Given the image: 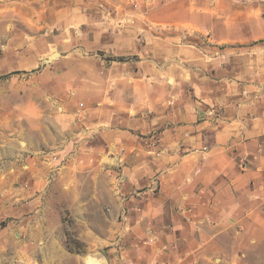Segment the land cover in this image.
Returning a JSON list of instances; mask_svg holds the SVG:
<instances>
[{
    "label": "crops",
    "instance_id": "0c3cea01",
    "mask_svg": "<svg viewBox=\"0 0 264 264\" xmlns=\"http://www.w3.org/2000/svg\"><path fill=\"white\" fill-rule=\"evenodd\" d=\"M82 1L44 0L38 34L0 40V75L36 81L34 148L78 171L99 164L95 138L113 152L128 263L264 264V0ZM185 33L208 34L219 61L176 44Z\"/></svg>",
    "mask_w": 264,
    "mask_h": 264
},
{
    "label": "rangeland",
    "instance_id": "374dc122",
    "mask_svg": "<svg viewBox=\"0 0 264 264\" xmlns=\"http://www.w3.org/2000/svg\"><path fill=\"white\" fill-rule=\"evenodd\" d=\"M3 2L1 41L13 34H38L32 23L35 18L45 21L35 13L44 9V0ZM81 4L92 6L96 0ZM130 4L135 8L136 0ZM101 15L103 20L113 17ZM125 18L118 21L120 25L129 23ZM79 31L75 29L76 34ZM189 33L178 36L176 44L196 48L209 61H219L222 53L210 44L208 34ZM93 54L101 66L123 63L126 58L134 68L137 63L136 55L109 57L99 50ZM50 64L44 62L42 67ZM35 89L33 74L0 75V264H130L123 257L124 238L118 231L124 222L121 167L102 166L110 163L113 152L95 138L92 145L101 150L99 164L78 171L75 163L66 164L51 149L34 148L37 141L27 131L23 112L37 95Z\"/></svg>",
    "mask_w": 264,
    "mask_h": 264
},
{
    "label": "water",
    "instance_id": "95a60500",
    "mask_svg": "<svg viewBox=\"0 0 264 264\" xmlns=\"http://www.w3.org/2000/svg\"><path fill=\"white\" fill-rule=\"evenodd\" d=\"M57 54H54V55H52L50 58H49V60H47L46 62H50V60H52L53 58H54V56H56Z\"/></svg>",
    "mask_w": 264,
    "mask_h": 264
},
{
    "label": "trees",
    "instance_id": "16d2710c",
    "mask_svg": "<svg viewBox=\"0 0 264 264\" xmlns=\"http://www.w3.org/2000/svg\"><path fill=\"white\" fill-rule=\"evenodd\" d=\"M120 61H122V60L120 59Z\"/></svg>",
    "mask_w": 264,
    "mask_h": 264
}]
</instances>
